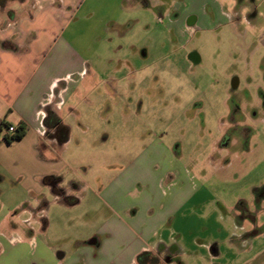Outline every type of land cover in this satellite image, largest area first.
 I'll return each instance as SVG.
<instances>
[{"label": "rangeland", "instance_id": "1", "mask_svg": "<svg viewBox=\"0 0 264 264\" xmlns=\"http://www.w3.org/2000/svg\"><path fill=\"white\" fill-rule=\"evenodd\" d=\"M1 1L0 30L9 27L10 18L29 11L25 4ZM161 2L160 8L142 12V16L126 12L124 0H80L78 4L61 0L60 12L46 7L49 2L34 11L36 20L31 27L39 30L28 38L32 50L42 48L43 28L51 33L59 28L63 42L110 79L102 84L106 90L100 96L93 93L94 98L81 106L80 119L72 118L79 145L69 148L65 156L85 163L79 172L90 167L85 170L87 178L95 177L104 185L113 171L120 172L123 161L117 158L124 133L132 136L127 144L133 146L130 158L151 139L173 141V146L179 145L176 158L183 166L182 181L189 184L191 178L200 187L165 227V240L180 252L178 259L186 258L184 252L199 253L213 246L223 255L214 264H264V124L259 122L264 116V0H220L230 17L233 13L251 16L241 19L242 27L222 22L209 28L200 23L183 46L175 35L177 26L164 13L177 4L182 9L185 1ZM197 10L203 14L204 10ZM210 11L206 16L214 20ZM55 14L60 15L59 27L52 19ZM154 14L161 15L157 21ZM36 35L39 38L32 40ZM144 50L148 52L145 60L140 56ZM192 51L201 55L197 64L187 59ZM0 58L1 159L19 154L14 146H7L3 135L8 127H1V121L17 119L9 112V97L24 84L37 55L27 58L24 51H5ZM113 68L121 74H109ZM130 68L135 69L131 74ZM114 76L122 78L117 91L111 80ZM233 77L239 78L237 88L232 85ZM76 122L87 123L88 131L84 133ZM243 124L248 126V138L242 128L236 129ZM104 134L109 135L106 141ZM227 134L232 141L224 146ZM214 139L221 141L216 151L208 145ZM30 160L26 158L25 165L19 160L23 165H16L15 171L0 162V264H54L45 252L46 243L56 254L73 252L82 244L87 247L98 227L109 220V214H100L108 212L106 203L93 205L92 190L81 184L85 203L75 208L53 204L49 188H38L33 163H27ZM159 170L145 176L153 182ZM165 174L167 187L176 176ZM110 224L123 227L116 219ZM17 238L22 243L14 244Z\"/></svg>", "mask_w": 264, "mask_h": 264}, {"label": "crops", "instance_id": "2", "mask_svg": "<svg viewBox=\"0 0 264 264\" xmlns=\"http://www.w3.org/2000/svg\"><path fill=\"white\" fill-rule=\"evenodd\" d=\"M69 1V4H72L71 2L78 4L80 0ZM183 1L185 2L182 3V9L177 4L176 8L164 13L171 19V24L177 26L175 28L178 34L175 32V35L182 46L189 42V37L192 34L194 36L195 29L200 23L210 26L209 28H214L222 22H226L225 26L232 28L242 27L239 24L241 19L251 16L250 13L247 16L242 13H233L234 16L230 17L220 0ZM45 2H49L46 7L55 8L58 12H60V8L64 7L61 5V0H33L31 6L27 2L25 7H29L27 9L29 11L26 14L20 13V16L16 15L11 20L9 27L0 30V53L7 51L19 54L24 51L27 58L37 55V62L26 71L24 84L9 97V112L15 113L17 119L8 120L7 123L15 126L21 123L27 129V134L22 139L7 144L9 148L14 146L15 151L19 154L12 157L2 156L0 162L7 169L15 171L16 165H23L20 163L21 160L25 165V159L31 158L27 163H33L32 173L36 179H39L38 188H49V198L54 199L53 204H63V207L65 205V207L75 208L85 203L86 197L80 192L81 184L85 190L87 188L92 190L95 202L93 205L98 206L106 203L108 212L102 214L100 211H96L103 216L109 214V220L98 227L95 238L89 240L91 244L87 243V247L82 244L73 252L64 251L56 254L55 249L46 243L45 252L51 258L49 260L54 264H92L94 261L97 264H139L137 256L148 252L156 260L155 263L148 262V264H201L202 262L214 264V260L220 259L223 255L213 249V246H208L209 248H205V251L199 253L184 252L186 258L178 259V256L181 255L180 252L173 250L165 240V227L176 217L179 208L187 205L193 195L200 192V187L193 183L191 178L190 185L181 179L183 166L176 158L178 144L176 147L173 146L175 144L173 141H170L171 144H169L154 138L145 142L141 147L142 151L130 158L128 156L133 146L127 144L130 143L132 136L124 133L123 137L119 139L120 147L123 144L122 154L119 153L117 158V161H123L121 169H119L120 172L115 174L113 171L111 176L107 177L104 185L101 180L96 178L99 181L97 182L95 177L93 180L87 178L85 170L90 167L86 166L85 170L79 172V166L85 163L69 161L68 157L66 158L67 150L71 149L73 145H79L71 126L72 118L75 116L79 117L78 120L80 119L81 106L88 104L94 98L93 93L100 96L106 90L102 84L109 83L110 79L105 77L103 69L93 66L89 58L82 57L80 53L65 44L59 28H56L52 33L43 28L40 32L41 40L44 41L42 48L32 50L29 47L28 38L31 33H37L39 30L31 27L32 22L36 20L34 11L42 10ZM161 5V0H124L123 4L126 12H139L140 16H142V12H149L151 9L155 11ZM197 9L204 10L203 14L200 15ZM209 10L215 15L214 20L206 16ZM159 16L161 15L154 14L153 19L157 21ZM254 16H257V13ZM52 19L57 21V27H59L60 15L55 14ZM191 30L193 32H190ZM36 38L39 36L36 35L32 40ZM6 39L8 42L4 44L3 41ZM261 42L264 45V38ZM147 54L148 52L144 50L140 56L145 60ZM187 59L190 63L197 64L202 58L198 52L192 51L187 54ZM134 71V68H130L129 74ZM119 72L118 68H113L109 74L115 75ZM111 80L114 82L115 91H117L120 87L117 84L122 80L121 76H114ZM232 85L237 88L239 78L233 77ZM121 90H119L120 93ZM49 110L54 111L62 120L61 122L70 127V137L62 145H59L55 138L54 128H50V132L46 133L47 128L44 126L43 120ZM8 116L9 114L6 117ZM259 122L264 124V116L259 119ZM77 125L84 133L88 131L87 123L76 122L75 126ZM245 127L248 126L238 125L236 129L242 128V132L247 137L249 131ZM102 139L106 141L109 139V135L104 134ZM231 141L232 137L229 135L228 142L223 145L225 146ZM220 143L221 141L214 139L208 145L212 144L216 151V146H219ZM106 162V165H109V161ZM39 168H45V170L38 172ZM155 168H160V170L157 171V175L151 182L145 175ZM165 173H172L171 175L176 176L175 180L172 179L168 182L169 186L167 187L163 178V176L168 178ZM48 177H52L54 181H46ZM96 183H100V185L96 186ZM67 198L74 203L68 204ZM51 203L52 201L49 200L48 213ZM113 219H116V222L121 223L123 227L116 228L110 224ZM117 236H120V239L116 238ZM16 240L14 244L22 243L20 239ZM0 253H2L1 250ZM144 264L146 263L144 262Z\"/></svg>", "mask_w": 264, "mask_h": 264}, {"label": "trees", "instance_id": "3", "mask_svg": "<svg viewBox=\"0 0 264 264\" xmlns=\"http://www.w3.org/2000/svg\"><path fill=\"white\" fill-rule=\"evenodd\" d=\"M61 121L62 120L59 118V116L52 110L48 111L45 120H43L44 126L47 128V134L50 132V128L55 129V138L59 145L64 144L70 137V127L66 124H63ZM4 124L6 125V127H9V123H6L5 120H2L1 127H3ZM26 134L27 129L24 127V125L19 123L18 126H16V131L14 133H7L6 135H3V138L7 144H12L13 142L22 139ZM46 181H54V179H52V177H48L46 178ZM67 201L68 204L74 203L68 198ZM137 261L139 262V264H144V262L146 264H148V262H156L155 258L151 257L150 253L148 252L139 254L137 256Z\"/></svg>", "mask_w": 264, "mask_h": 264}, {"label": "flooded vegetation", "instance_id": "4", "mask_svg": "<svg viewBox=\"0 0 264 264\" xmlns=\"http://www.w3.org/2000/svg\"><path fill=\"white\" fill-rule=\"evenodd\" d=\"M9 1H11V2H18V3H20V4H25V3H27V2H29L30 0H9ZM4 3V1H1L0 0V4H3ZM24 7L25 6H27V5H23ZM25 9H26V7H25ZM15 18V17H14ZM11 20L13 19V18H10ZM228 138H229V134H227L226 136H225V141L223 142V144H225L226 142H228Z\"/></svg>", "mask_w": 264, "mask_h": 264}, {"label": "built area", "instance_id": "5", "mask_svg": "<svg viewBox=\"0 0 264 264\" xmlns=\"http://www.w3.org/2000/svg\"><path fill=\"white\" fill-rule=\"evenodd\" d=\"M15 131H16V126L15 125H9L8 133H14Z\"/></svg>", "mask_w": 264, "mask_h": 264}]
</instances>
